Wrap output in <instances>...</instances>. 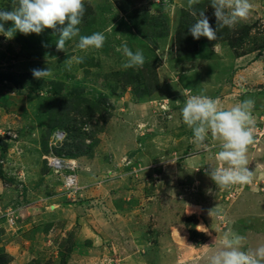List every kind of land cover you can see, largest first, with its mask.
Segmentation results:
<instances>
[{
    "label": "rangeland",
    "instance_id": "obj_1",
    "mask_svg": "<svg viewBox=\"0 0 264 264\" xmlns=\"http://www.w3.org/2000/svg\"><path fill=\"white\" fill-rule=\"evenodd\" d=\"M210 2L194 7L217 26L211 41L191 35L188 0H84L63 51L59 25L0 35V264H209L229 229L244 250L264 245V0L233 27L217 25ZM96 32L101 49L78 48ZM124 43L143 67H123ZM47 67L49 77H33ZM199 94L224 109L255 100L251 184L207 175L222 141L193 142L181 113ZM56 130L68 135L55 154L78 165L73 192L47 165Z\"/></svg>",
    "mask_w": 264,
    "mask_h": 264
},
{
    "label": "clouds",
    "instance_id": "obj_2",
    "mask_svg": "<svg viewBox=\"0 0 264 264\" xmlns=\"http://www.w3.org/2000/svg\"><path fill=\"white\" fill-rule=\"evenodd\" d=\"M201 0H188V7L192 15L198 16L196 22L189 27L194 39L206 37L209 41L217 38V26L213 28L205 11H198L195 5ZM217 25L233 27L241 20H246L254 8L250 0H211ZM11 11L0 9V21L12 22V27L5 29L0 23V35L7 39L14 37L19 31L25 35L40 34L45 28L60 27L56 48L64 50L65 43L79 35V27L86 12L84 0H13ZM106 37L102 32L88 36H80L78 48L87 51L90 48L101 49ZM127 57L123 64L125 69L143 67L145 57L142 51L133 52L124 43L117 51ZM76 63H83L84 57H75ZM71 70L72 59L65 61ZM36 79H44L52 73L45 69H32ZM255 100L244 99L229 109L220 106L219 98H210L206 95H191L181 109L184 123L191 128L193 142L206 148L209 134L222 141L216 159L220 166L210 167L207 175L217 186L251 184L254 171L250 170L248 148L254 143V116ZM214 209V208H213ZM210 210V213L213 212ZM246 237L235 230L224 232L222 247L209 257V264H264V245L252 250H244ZM207 246V245H205Z\"/></svg>",
    "mask_w": 264,
    "mask_h": 264
},
{
    "label": "built area",
    "instance_id": "obj_3",
    "mask_svg": "<svg viewBox=\"0 0 264 264\" xmlns=\"http://www.w3.org/2000/svg\"><path fill=\"white\" fill-rule=\"evenodd\" d=\"M264 130V128H263ZM67 131L56 130L50 137V153L46 157L47 165L58 176L62 178V183L66 191L73 192L78 188L79 177L77 174L78 165L73 160H67L54 152V148L62 146L67 140ZM8 137H11L9 134Z\"/></svg>",
    "mask_w": 264,
    "mask_h": 264
},
{
    "label": "bare ground",
    "instance_id": "obj_4",
    "mask_svg": "<svg viewBox=\"0 0 264 264\" xmlns=\"http://www.w3.org/2000/svg\"><path fill=\"white\" fill-rule=\"evenodd\" d=\"M159 148H160V147H159ZM175 234H176L175 236H176V238H177L178 241L182 240V239H181V236H180V234H179L178 232H175ZM178 241H177V242H178Z\"/></svg>",
    "mask_w": 264,
    "mask_h": 264
},
{
    "label": "crops",
    "instance_id": "obj_5",
    "mask_svg": "<svg viewBox=\"0 0 264 264\" xmlns=\"http://www.w3.org/2000/svg\"><path fill=\"white\" fill-rule=\"evenodd\" d=\"M218 80V79H217ZM219 81V80H218Z\"/></svg>",
    "mask_w": 264,
    "mask_h": 264
}]
</instances>
